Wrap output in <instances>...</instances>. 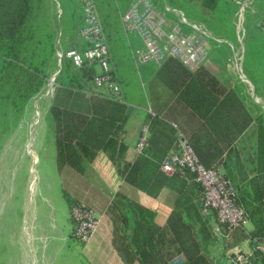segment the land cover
I'll use <instances>...</instances> for the list:
<instances>
[{
    "label": "trees",
    "instance_id": "obj_1",
    "mask_svg": "<svg viewBox=\"0 0 264 264\" xmlns=\"http://www.w3.org/2000/svg\"><path fill=\"white\" fill-rule=\"evenodd\" d=\"M183 1L189 2L212 22L220 18H224V21L229 19L228 15L225 17L229 10L223 5L228 0ZM98 2L100 8H97L110 46L112 63L114 60L118 66L122 65L131 54L121 20L127 8L125 5L122 8L117 0ZM170 6L182 10L172 4ZM221 27L216 26L219 29ZM57 39L58 35L49 18L37 16L34 0H0V105H11L21 112L27 102L43 90L47 84L51 60L59 51ZM85 47L86 43L80 49ZM68 50L59 51L62 54V70L78 69L80 77L93 85L92 81L99 73L98 68L88 65V62L82 67H76L66 55ZM114 73L115 69L112 70ZM157 76L210 129L211 136L205 142L196 143L189 138L200 161L208 168L218 169L217 161L223 148L232 145L256 121L257 153L253 175L242 184H232L236 191L235 201L245 209L253 229L247 231L242 228L230 234L215 211L204 212L210 214L213 211L212 215L223 236L233 238L231 242H225V255L230 248L246 239H250L253 248L256 244L253 238L264 243V114L246 110L239 89L234 91L228 87L205 65L192 71L177 59L168 58L159 66ZM80 83L77 81L75 84L81 86ZM94 102L95 112L109 117L108 121H101V128L112 126L109 137L98 145L80 138L81 133L91 124L87 113L56 104L50 108L58 166L69 165L83 173L98 151L103 150L120 175L130 180L134 165L126 159L127 145L119 134L129 117V111L122 103L106 97H95ZM150 120L151 117H148L146 122ZM196 184L201 189L203 202V189ZM108 214L113 223L112 244L124 264H175L176 257L181 253L187 257L185 264H215L203 249L204 242L210 241L211 232L214 231V227L208 226L206 220L201 222V232L197 236L190 224L178 228L175 216H171L165 224H158L153 210L122 192H118L110 203ZM253 259L254 264H264V252L255 249Z\"/></svg>",
    "mask_w": 264,
    "mask_h": 264
},
{
    "label": "crops",
    "instance_id": "obj_2",
    "mask_svg": "<svg viewBox=\"0 0 264 264\" xmlns=\"http://www.w3.org/2000/svg\"><path fill=\"white\" fill-rule=\"evenodd\" d=\"M66 3L69 7V0H66ZM60 33L63 35L62 30ZM125 35L130 44V59L140 73L134 61V54L143 48L142 40L137 35L128 36L126 33ZM71 43L74 47L81 48L85 42L78 34H75ZM58 62L60 70L56 72L57 75L63 67L62 61L58 60ZM204 65L223 81L220 70L210 58ZM117 67L118 65L113 60V69H115V75L125 96V103L122 104L129 111V117L119 134L127 145L126 159L134 165L131 179L127 180L120 175L115 164L103 150L98 151L83 173L69 165L59 167L55 143V152L50 155L52 160H43L39 177L36 176L34 180L30 179L26 186L27 190L37 184L38 190L33 200L30 199L29 194L27 195L26 202L30 203V207L23 212L22 227L20 226L18 230L12 226H6L4 231L0 232V252L2 254L0 264H56L58 256L65 249H71V246L76 243L82 245V254L86 259V264H124L112 244L113 223L108 214V207L118 192L124 193L127 197L153 210L155 221L158 224H165L171 216H175L176 226L180 228L186 226V223L190 224L195 236L201 232V222L206 220L208 226L214 227V231L210 230L212 231L211 239L204 242V251L215 264H229L228 254H224V244L220 242L223 234L221 235L215 223L213 211L210 214L205 213L199 186L193 180L176 174H168L162 169V162L174 148L179 133L184 134L188 140L193 139L196 143L205 142L211 136L210 129L161 80L154 77L159 65L153 72L151 67H143L142 73L149 75L147 84L150 87L146 107L127 100L126 80ZM59 76L67 78L62 86L69 92L81 93L83 102H81L82 105H75V101L56 103L53 96L48 110L56 104L87 113L91 124L81 133L80 138L94 145L101 144L109 137L112 129L111 125L101 128L103 125L101 121H108L109 117L104 113L95 112V97L102 96L92 94L88 90L92 84L90 81L83 80L79 72L63 68ZM77 81L81 82L79 84L81 86L75 84ZM41 104L43 105V100ZM148 117H151V120L146 122ZM36 123L37 121L34 123V128ZM145 123H150L149 147L140 154L136 146ZM34 128L29 129L32 135ZM18 148L20 154L25 151V164L32 157L33 164L40 165V157L29 141ZM256 153L257 124L253 121L232 145L223 148V153L217 161L218 169L232 184H242L253 175ZM247 154L252 156L246 163ZM34 170L35 167L32 166L31 172ZM12 171L13 168L10 172ZM78 202L92 207L100 219L97 231L87 242L78 240L73 232L71 207ZM245 229L247 231L253 229L250 221ZM239 245L244 252H252L253 246L249 239L242 241ZM186 259L185 253H181L176 257L175 264H185Z\"/></svg>",
    "mask_w": 264,
    "mask_h": 264
},
{
    "label": "rangeland",
    "instance_id": "obj_3",
    "mask_svg": "<svg viewBox=\"0 0 264 264\" xmlns=\"http://www.w3.org/2000/svg\"><path fill=\"white\" fill-rule=\"evenodd\" d=\"M117 1L122 5V8L124 5L127 8L134 0ZM155 1L161 5L163 0ZM244 1H246L243 12L244 19L241 22L237 16L240 5L233 0H228L223 4L229 10L225 15V17L228 15L229 19L224 21V18H220L212 22L200 14L189 2L168 0L170 4L184 10L191 19L205 24L216 38L228 41V43L219 42L216 44L213 40H207L210 48L209 58L220 70L224 83L235 89L234 91L239 89V96L242 98L246 110L264 114V34L258 26L260 17L264 15V0ZM69 2L68 7L66 0L44 2L35 0L37 16H47L58 35L56 42L59 51L74 47L71 41H73L75 34L79 35V29L83 23L82 1L69 0ZM96 3L100 8L98 0H96ZM218 25L222 26L221 29L216 28ZM61 30L63 35H60ZM58 60L60 61V58L56 54L48 68L47 84L39 94L26 104L23 111L19 112L11 105H0V232L4 231L6 226L15 227L18 230L20 226L22 227L21 222H24V218L21 220L23 212L30 207V203L26 202L27 195L29 194L30 199L33 200L38 190L37 184L27 190L26 186L30 179L34 180L36 176L39 177L43 167L42 161L52 160L50 155H52V152L54 154L56 147L53 122L48 106L53 96L56 103L75 101V105H82L83 97L81 93H71L62 86L63 81L67 79L65 76H58L57 81L51 84V78L57 77L56 72L60 70ZM146 66L151 67L153 72L158 65L152 61ZM117 68L126 80L127 100L130 103L133 102L136 105L146 107L150 91L147 84L149 75L142 73L143 67L139 68V73L130 58H127L125 63ZM132 69L134 70L132 71ZM77 70H74V72H78ZM157 71L154 75L155 78H158ZM50 87L51 90L48 93ZM93 89L94 86L88 87L90 92ZM42 100L43 105L41 104ZM30 128H34L33 135L29 132ZM27 141L34 146L37 155L40 157V165L38 163L34 165L32 157L26 164L24 163L25 151L20 154L18 146ZM20 155L21 157H19ZM251 156L250 154L246 155V163ZM4 165L7 166L3 167ZM32 166L35 167L34 172H31ZM234 233L236 232L234 231ZM222 237L223 239L221 238L220 242H223L224 245L225 242H231L233 239L231 236L225 237L222 235ZM0 255H2L1 252ZM56 264H86V259L82 254V245L76 243L71 246V249H65L56 259Z\"/></svg>",
    "mask_w": 264,
    "mask_h": 264
},
{
    "label": "built area",
    "instance_id": "obj_4",
    "mask_svg": "<svg viewBox=\"0 0 264 264\" xmlns=\"http://www.w3.org/2000/svg\"><path fill=\"white\" fill-rule=\"evenodd\" d=\"M240 5L237 16L244 19V0H233ZM83 25L79 36L86 43L85 48H71L67 52L76 67L86 62L94 65L99 73L93 79L92 94L125 103V96L117 76L112 74L113 63L106 33L102 26L95 0H82ZM124 31L128 36L137 35L143 48L134 54L138 68L154 61L159 66L168 59L180 61L189 70H196L210 57L207 40L228 41L216 38L203 23L191 19L183 10L170 6L168 0L161 5L155 0H134L121 15ZM264 34V15L258 22ZM230 45L232 43L229 42ZM62 61V54L57 51ZM56 76L51 78V84ZM51 90V87L48 90ZM150 123H145L137 142V152L142 154L149 147ZM162 169L168 174L179 173L182 177L198 183L203 189L204 210L216 212L219 221L225 224L229 233L244 229L249 222L245 209L235 201L236 191L231 181L216 168H208L184 134L179 133L174 148L162 162ZM74 224V236L81 242H87L97 231L100 219L89 205L78 202L71 207ZM250 240V239H249ZM256 243L251 253H246L240 245L233 246L228 252L229 264H254V250L264 252V243L253 238Z\"/></svg>",
    "mask_w": 264,
    "mask_h": 264
}]
</instances>
